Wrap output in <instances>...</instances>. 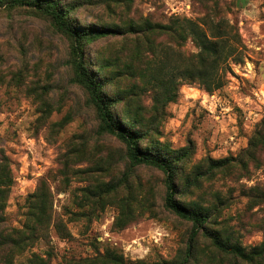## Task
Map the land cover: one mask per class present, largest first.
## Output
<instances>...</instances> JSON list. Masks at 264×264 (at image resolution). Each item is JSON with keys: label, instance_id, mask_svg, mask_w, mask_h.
Segmentation results:
<instances>
[{"label": "rangeland", "instance_id": "rangeland-1", "mask_svg": "<svg viewBox=\"0 0 264 264\" xmlns=\"http://www.w3.org/2000/svg\"><path fill=\"white\" fill-rule=\"evenodd\" d=\"M5 1L0 151L13 183L3 214L25 239L14 264L32 254L47 264H264L223 253L202 235L186 258L191 223L164 208L160 170L130 166L123 144L100 133L88 94L73 81L70 40L35 9ZM60 2L73 26L119 32L86 42L82 60L105 77L104 93L120 99L115 117L141 109L144 148L187 151L176 162L177 201L208 211V228L246 249L264 242V0ZM188 21L230 25L236 53L225 63L224 86L208 92L184 81L175 101L156 105L161 87L144 70L161 59L184 67L198 53ZM222 159L225 167L209 169Z\"/></svg>", "mask_w": 264, "mask_h": 264}, {"label": "trees", "instance_id": "trees-1", "mask_svg": "<svg viewBox=\"0 0 264 264\" xmlns=\"http://www.w3.org/2000/svg\"><path fill=\"white\" fill-rule=\"evenodd\" d=\"M5 3L11 8L35 9L47 17L53 26L70 40L69 64L74 75L73 81L88 94V102L100 120V133L112 135L123 144L130 166L145 165L160 170L164 175L165 184L164 208L178 218L191 223V230L186 242V258L191 256L198 236L202 235L219 251L242 261L252 263L258 259H264V242L252 249H246L238 242L232 241L229 235L221 236L219 232L210 230L208 228L210 223L208 211L188 207L177 201L174 180L176 162L182 161L187 156L186 150H177L173 155H168L144 148L140 143L144 139L141 130L144 119L139 113L141 109L122 119L113 115L111 106L116 105L120 99L109 98L104 93L105 77L100 78L87 70L82 60V52L86 42L101 37L116 36L119 32L109 27L73 26L68 20L70 9L68 6L61 5L60 0H6ZM187 23V29L199 49L198 53L189 57L184 67H174L169 61L161 59L157 62V67L144 70L150 73V82L161 87L160 93H154L152 98L156 105L164 106L166 103L175 101L178 88L184 81L197 82L208 92L219 90L224 86L225 63L236 53V46L234 48L228 46L230 25L225 22H211L204 29L189 21ZM237 40L236 37L234 45ZM153 109L157 111L158 108L153 105ZM257 144L250 142L249 145L251 147ZM228 163V159L216 160L210 163L209 169H219ZM9 164V159L3 151H0V264H14V257L23 253L25 244V239L23 240L19 236L18 230L8 225L3 214L13 183ZM189 182L190 180L187 179L186 183ZM24 264L47 263L32 254Z\"/></svg>", "mask_w": 264, "mask_h": 264}]
</instances>
